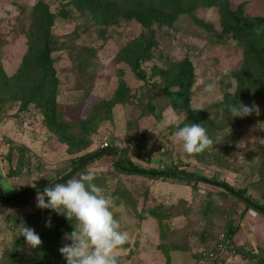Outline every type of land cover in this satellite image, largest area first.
I'll return each mask as SVG.
<instances>
[{"label":"rangeland","instance_id":"rangeland-1","mask_svg":"<svg viewBox=\"0 0 264 264\" xmlns=\"http://www.w3.org/2000/svg\"><path fill=\"white\" fill-rule=\"evenodd\" d=\"M37 1L0 0V61L8 76L23 64ZM41 1L56 12L49 27L50 57L58 80V109L74 124L72 132L79 131V122L88 119L101 100L113 97L120 80L127 92L109 111L97 110L90 123V144L79 151H72L46 128L39 107L29 104L20 109L18 100H0V186L7 193L33 188L43 176H62L64 169L72 168V161L96 150L101 139L116 136L140 140L124 153L140 168L195 170L234 189L243 188L245 196L264 204V93L252 105L242 101L255 107L250 114L236 122L229 119L222 101L235 88L233 71L242 62L243 46L222 32L216 6L197 7L193 16L181 13L172 25H154L156 46L141 64L140 77L119 59V50L142 31L139 23L118 19L107 26L97 24L65 1ZM230 1L233 8L241 4L249 20L264 17V0ZM184 58L194 72L190 107L205 110L209 119L217 121L207 131L212 144L194 154L185 153L176 140V126L184 125L186 112L171 107L160 74ZM113 161L112 155L96 159L69 179L93 174L98 179L94 183L112 202L114 218L128 235L127 242L115 250L120 264H259L239 251L240 245L233 241L236 233L229 242L236 251L228 252L226 258L218 256V247L227 242L228 227L240 226L244 204L237 198L202 182L194 186L180 178L122 172L113 167ZM36 195L19 204L0 203V263L18 237V229L24 223L31 226L27 221L37 210ZM154 206L165 210L161 223L154 217L136 216ZM77 227L75 223L72 228ZM63 234L61 246L70 243ZM203 251L210 254L207 260L201 257ZM18 253L31 256L24 238Z\"/></svg>","mask_w":264,"mask_h":264},{"label":"trees","instance_id":"trees-1","mask_svg":"<svg viewBox=\"0 0 264 264\" xmlns=\"http://www.w3.org/2000/svg\"><path fill=\"white\" fill-rule=\"evenodd\" d=\"M61 1H65V5H74L77 9H80L82 13H87L97 24L107 26L117 22L118 19L134 20L139 23L142 27V31L137 37L128 41L119 50V59L127 63L140 77H143L141 64L150 57L152 49L156 46L153 29L154 25H172L181 13L193 16L197 7L216 6L222 32L231 35L233 39H236L243 46L242 62L240 66L233 71L235 88L232 92L224 94L222 106L226 108L228 110L227 112L230 114V107L236 106L239 100L241 102L246 100L249 105H252L257 101L259 94L264 93V17L254 20L247 19V15L241 4L233 8L230 0ZM55 16L56 12H50L48 6H46L43 1L39 0L34 5L32 22L27 33L28 48L19 71L12 76H8L0 61V100H18L20 109L26 108L29 104L39 107L43 114V121L46 128L50 132H53L63 143L67 144L72 151H79L90 144L89 135L92 130L90 123H92L91 120L96 118L97 110L105 109L109 111L114 103L123 100L127 88L125 83L120 80L118 89L115 91L113 97L109 100H101V102L94 107L95 110L88 116V119L79 122V131L72 132L74 124L65 120L61 115L56 99L58 80L52 68L49 35V27ZM160 74L163 80V92L168 98L171 107L173 109H182L186 112V117L182 123H200L205 127L206 131L212 130L217 121L209 119L205 110H194L189 104L191 86L194 81V72L191 62L187 58H184L179 62L168 65ZM102 117L106 116L103 115ZM229 119H233V122H236L239 121L241 117L231 118V115H229ZM208 136L210 137V134H208ZM72 146H74V148H72ZM101 150L103 149L97 148L96 150L80 155L74 162L72 161L71 167L86 155ZM125 152V150H119L118 163H116L115 160L112 163L114 168L122 172L127 171L131 173H135L130 170L133 168L145 170L128 159L124 154ZM104 155L112 154H99L91 158L60 183H65L71 176L83 169L87 164ZM157 170L188 172L197 175L201 174L195 170L185 171L171 166L147 168L146 171H150L151 173L142 174L156 178L176 179V177L173 176L156 175L154 171ZM66 172L67 170L64 169L62 175ZM59 175L61 174L55 175L54 178H45V176H43L33 188L48 184L59 178ZM180 179L186 184L193 183L194 186L199 183L194 180ZM96 180L98 179L94 178V181ZM221 182L229 185L226 181ZM229 186L233 188L231 185ZM29 189L32 188H23L9 194L0 186V203L13 201L16 196ZM220 190V193L234 198L230 193L222 189ZM234 190L245 196L243 188ZM34 194L35 193H29L20 198L16 204L26 201ZM246 197L249 199L248 196ZM237 200L240 201L239 199ZM253 201L264 207V204H260L256 200ZM243 204L244 208L249 207L247 204ZM164 211L165 210H161L158 206H154L147 209L143 208L136 216L140 219L144 217H154L161 223L167 216L164 214ZM242 215L243 211L240 212L239 216L241 217ZM49 220L51 226H46V222ZM27 222L31 224L29 227H34V232L40 237V245L35 248L31 247L30 257L21 256L18 253V246L22 244L24 237L18 236L15 238L11 250L6 253L0 264H66L65 259L59 252V248L62 247L59 242V237L63 233L71 231L76 221L72 218L68 220L64 215L57 214L51 209L37 208L35 212L29 214ZM238 229L239 225L229 226L225 240L230 242ZM240 247L239 251L246 257L253 258L259 264H264V254L262 250L258 248L247 250L248 248L245 249L242 246ZM165 254L167 255V252Z\"/></svg>","mask_w":264,"mask_h":264},{"label":"clouds","instance_id":"clouds-1","mask_svg":"<svg viewBox=\"0 0 264 264\" xmlns=\"http://www.w3.org/2000/svg\"><path fill=\"white\" fill-rule=\"evenodd\" d=\"M254 108L239 100L229 111L231 118H242ZM175 137L187 154L200 153L212 144L200 123L176 126ZM93 181V174L82 173L65 183L46 186L42 192H37L35 198L37 208L51 209L68 220L74 219L78 225L63 234V239L70 242L59 248L66 264H120L115 250L128 240L127 233L120 230V224L111 211L112 202ZM46 226H51L50 220ZM18 236L24 237L33 248L41 243L38 234L25 223L18 229Z\"/></svg>","mask_w":264,"mask_h":264},{"label":"water","instance_id":"water-1","mask_svg":"<svg viewBox=\"0 0 264 264\" xmlns=\"http://www.w3.org/2000/svg\"><path fill=\"white\" fill-rule=\"evenodd\" d=\"M106 153H110L113 155L114 160L116 163H118V155H119V151L116 149H107V150H101V151H97V152H93L91 154L86 155L84 158H82L79 162H77L68 172H66L64 175L60 176L59 178H57L56 180L45 184L43 186L40 187H35L32 189H29L25 192L20 193L18 196H16V198L10 202V204H15L20 198L28 195L29 193H37V192H41L46 186L48 185H52L55 183H60L61 181L65 180L66 178H68L70 175H72L78 168H80L82 165H84L87 161H89L91 158L99 155V154H106ZM132 172L135 173H151L150 171H146V170H142L139 168H133L130 169ZM154 173L156 175H165V176H173L176 178H183V179H189V180H194L197 182H202V183H206V184H210L213 186H216L228 193H230L231 195H233L234 197H236L237 199H239L240 201H242L243 203L247 204L249 207L257 210L258 212L262 213L264 215V207L257 204L256 202H254L251 199H248L246 196L239 194L237 191H235L233 188H231L229 185L224 184L223 182L217 180V179H211L209 177L206 176H202V175H197V174H191V173H187V172H179V171H154Z\"/></svg>","mask_w":264,"mask_h":264},{"label":"crops","instance_id":"crops-1","mask_svg":"<svg viewBox=\"0 0 264 264\" xmlns=\"http://www.w3.org/2000/svg\"><path fill=\"white\" fill-rule=\"evenodd\" d=\"M105 156L108 155H104L101 159ZM241 211L243 215L233 241L245 249L247 246L251 249L258 248L264 254V215L250 207L247 209L242 207Z\"/></svg>","mask_w":264,"mask_h":264},{"label":"built area","instance_id":"built-area-1","mask_svg":"<svg viewBox=\"0 0 264 264\" xmlns=\"http://www.w3.org/2000/svg\"><path fill=\"white\" fill-rule=\"evenodd\" d=\"M139 144H140V140L138 138L133 137V138L126 140L125 138L115 136L114 138L105 137L101 139L98 148L103 149V150L116 149L118 151L119 150H133ZM217 251H218V256L224 258L225 255L227 257L228 252L234 253L236 250H235V247L227 241L224 244L220 245ZM209 255H210L209 252L203 251L201 253V257L203 260H207Z\"/></svg>","mask_w":264,"mask_h":264}]
</instances>
